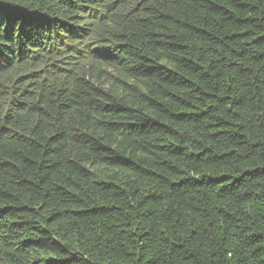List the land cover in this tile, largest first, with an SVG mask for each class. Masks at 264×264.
<instances>
[{
    "label": "trees",
    "instance_id": "1",
    "mask_svg": "<svg viewBox=\"0 0 264 264\" xmlns=\"http://www.w3.org/2000/svg\"><path fill=\"white\" fill-rule=\"evenodd\" d=\"M0 264H264V0H0Z\"/></svg>",
    "mask_w": 264,
    "mask_h": 264
}]
</instances>
